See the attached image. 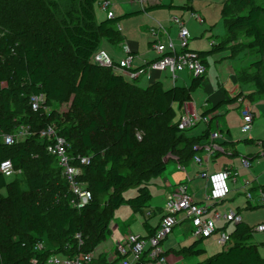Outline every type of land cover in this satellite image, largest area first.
I'll return each mask as SVG.
<instances>
[{
  "label": "trees",
  "instance_id": "1",
  "mask_svg": "<svg viewBox=\"0 0 264 264\" xmlns=\"http://www.w3.org/2000/svg\"><path fill=\"white\" fill-rule=\"evenodd\" d=\"M96 1L0 0V30L4 32L0 49L6 58L0 68V162L10 161L15 171L17 167L38 169L46 166L55 170L64 183L63 196L56 185L50 191L55 199H34L27 206H18L12 215L13 227L8 219L9 211L3 208L0 200V264H45L51 254L70 256L91 252L109 234L108 224L114 210L126 204L133 213L141 214L149 207L152 197L147 183L164 173L165 159L175 157L177 164L186 165L199 153V148L189 149L188 146H200L201 142L209 139L208 124L198 136H188L187 132L193 127L178 130L173 109L174 104L180 108L190 101L191 93L201 86L204 75L192 79L188 87L163 89L159 83L151 84L146 91L147 103L143 110L146 132L141 146L133 143L132 127L127 122L130 103L121 102L117 117L109 121L113 129L112 137L119 143L121 154L106 155L102 145L91 141V136L100 132L92 120L80 130L81 146H78L68 125L60 122L51 112L45 115V110L52 104H63L73 96L81 111L89 115L94 113L99 123H105L107 117L99 92H110L126 84L124 77L113 74L110 68L90 62L102 39L113 44L120 40L117 31L120 18H106L97 23L94 18ZM177 8L193 12L190 4ZM220 14L225 25L224 37L208 51L196 53L204 59L206 66L205 58L223 50L230 41L226 38L242 32L249 40L247 48L258 59L250 63L254 71L251 75L240 73L236 80L239 84L252 83L256 93L264 96V0L261 4L256 0H225ZM12 39L17 42L16 45ZM234 48L230 47V52L234 53ZM58 52L69 55V66L58 65ZM38 95H43L44 101L33 112L29 99ZM239 99L241 95L238 94L229 100L219 101L201 115L213 114ZM10 104L28 107L30 114L21 117L19 124L26 127L29 133L23 143L6 146L2 136L11 135L15 115ZM158 121L166 125L163 137L157 134ZM47 126H54L56 134L67 141L69 156L87 157L82 153H91L89 164L79 166V180L82 182L83 174L88 177L89 188L86 189L91 193V200L78 210L68 206L67 185L55 160L45 152L44 141L39 138V131ZM242 142L250 143L251 140L244 139ZM179 145L183 147L176 149ZM229 145L232 146V143ZM143 173L147 174V178L137 182L134 177ZM7 180L0 175V192L14 202L19 201L22 191L15 181ZM27 185L28 191L33 194L45 192L50 187V183L38 173L27 180ZM258 187L264 190V185ZM129 188H135L137 193L131 198H124L122 192ZM61 196L64 203L57 200ZM253 208L247 202L243 210ZM240 210L236 208L235 212L239 214ZM146 223L143 222L144 227H147ZM228 225L225 223L220 229L225 230ZM153 231V228L150 229L147 236ZM252 231L253 228L242 221L236 223L229 233L228 248L196 264H264L256 246L250 242ZM76 234L81 237L80 246L75 239ZM39 241L45 244L42 252L34 251ZM201 241L197 239L180 248L178 254L183 258L205 254L198 247Z\"/></svg>",
  "mask_w": 264,
  "mask_h": 264
},
{
  "label": "rangeland",
  "instance_id": "2",
  "mask_svg": "<svg viewBox=\"0 0 264 264\" xmlns=\"http://www.w3.org/2000/svg\"><path fill=\"white\" fill-rule=\"evenodd\" d=\"M104 0H97L94 5V12L97 11L99 3ZM111 4V9L115 4L120 6H126L128 0H106ZM156 3L161 4L155 6L148 10L147 12H138L136 14L123 17L119 20L117 24V31L120 34V37L124 40V43L128 45L129 48L134 46L133 51L136 52L139 60L149 61L154 59L155 52L151 46L148 45L149 42L155 40V36L151 33V30L157 31L159 34L162 33V38L159 39L165 47L166 52L169 51V42H171L176 50H179L178 44V27L171 25V18H177L182 22L185 29L189 33L188 39V48L192 50H209L212 45L216 44L220 39L225 35V25L224 21L221 18V7L225 0H154ZM258 4H261V0H256ZM147 3V2H146ZM143 8L145 7V4ZM186 4L193 5L194 8L200 7L199 14L203 23L200 24L196 18L191 17V12L188 10H181L177 7H182ZM169 6L173 7L170 8ZM109 9V10H111ZM121 13L119 16L122 15ZM101 13V12H100ZM96 13L98 16H101L102 13ZM106 13V12H105ZM104 13V14H105ZM112 14V12H110ZM106 15V14H105ZM107 16V15H106ZM95 20H99V17H94ZM106 18V17H105ZM123 26L124 31L121 32V27ZM3 31L0 30V43L3 35ZM228 41L227 46L218 52L207 57V70L205 74V81L203 85L197 88L193 93H191V100L186 102L192 109H197L198 114L201 113V106L206 100H219V99H230L234 98L238 94L241 95L236 103L223 106L219 111L222 113L220 116L214 117L210 123V131L220 128L224 132L227 129L229 131L228 140L232 143V146L229 145V148L226 150V153L219 154L214 162L211 163L208 168L207 174H216L224 170L225 168H232L234 170L235 176L228 180V186L230 189H233L231 180L235 179L239 187H242L245 181H250L252 175L259 176L264 175V156L260 148V143L258 140L264 141V107H261L259 102L264 106V96L258 95L255 91V88L252 83L246 82L245 84H239L236 80V77L240 73H246L251 75L254 71L250 68V63L258 57L254 55V52L247 48V43L249 40L245 38L242 32H237L233 36L226 38ZM13 44H17L15 40L12 39ZM107 40L102 39L100 43L101 49L103 46H106ZM111 49L115 53L114 63H118V60H121L123 55L120 54V46L118 44H109ZM230 47H235L236 51L234 53L230 52ZM5 56L0 49V68H2L3 62L5 61ZM56 61L58 65H70L71 59L69 55L58 52ZM113 74H117L112 71ZM165 73L160 74L164 76ZM158 75H155V78ZM126 80V79H125ZM131 79L126 80V84L123 86L104 93L100 91L99 94L103 98V105L106 113V122L99 123L96 115L87 114L78 107L75 103L73 96H70L67 102L63 104H52L51 108L45 110V115H48L50 112L53 113L60 122H64L65 125L72 130L74 133L75 140L77 141L78 146H81V141L79 139L80 130L86 128L90 121L92 120L99 127L100 132L91 136V141L98 145H102L106 155L110 154H121L119 143L114 140L112 137L113 129L109 123L111 119L117 117L119 107L121 102L129 101L130 103V112L127 113V122L132 127V141L136 146H141L144 142L146 129L143 126V116H145L143 110L145 104L147 103V89L151 84H147L141 80L131 81ZM163 84L164 88H168L163 81H160ZM172 84V83H171ZM175 86L182 87L181 82H177ZM189 86V82L185 87ZM10 107L15 111V115L12 118V133L14 139V144H21L28 137L26 127H23L19 124L21 117L28 116L29 110L28 107L17 106L10 104ZM243 107H249L251 111L254 108V124L252 129L247 133L241 132L240 120H239V109ZM175 111V119L179 120L180 115H183V107H180L177 104L173 105ZM144 114V115H143ZM205 123L199 122L195 127L187 132L188 136H196L200 134L202 130L205 129ZM166 131V125L163 122H157V134L158 137H163ZM253 140L249 144H244L241 140ZM183 146H177L176 149H181ZM189 149H198L199 145L188 146ZM83 156L90 157L91 153L89 151H84ZM250 156H255V158L249 162ZM241 158H245L250 167L248 169L243 168L240 165ZM166 160V159H165ZM164 160V161H165ZM184 168L187 172V177H185L184 172L180 171ZM195 165L191 162V159L186 165H179L170 160L165 166V170L162 176L158 178L151 179L147 184L148 189L151 194V201L149 202L150 208L155 209V212L158 213V208L162 206L163 197L167 192V185L177 184L181 179L188 180L187 187L191 192L195 194L192 196L193 201L202 202L204 199V193L206 190L210 189L211 184L210 180L202 177L196 170ZM41 174L45 178V181L50 183V187L47 191L33 194L28 191L27 180L30 177H33L36 174ZM252 174V175H250ZM147 178V174L135 176L134 179L137 182H142ZM82 184L84 187L89 188L88 177L83 174L81 177ZM165 180V182H164ZM7 181H15L20 191L23 195L19 201L14 202L6 197L4 192H0V200L2 201L1 205L6 211H9L8 219L13 227L12 215L15 214L16 208L18 206H27L34 199L49 200L50 198L55 199L56 197L52 196V189L54 186H59L60 191H62V196L64 195V183L60 180L55 170L49 169L46 166L40 168H29L23 169L17 167L15 174L12 178ZM184 182V181H183ZM137 193L135 188H129L122 192L124 198H131ZM230 193L226 198L227 201L223 202L219 206H216V211L223 213L228 209L235 211V208L243 207L245 201L247 200L243 191H238L235 195ZM58 197L57 200L64 203L63 197ZM233 197V198H232ZM143 210L142 214H135L133 211L126 205L123 204L119 208L113 211L112 217L109 220L108 226L116 225L118 234L123 238L129 234H139L137 236L144 237L145 230L142 227V221L145 218V213L149 210ZM241 220L243 223L247 224L248 227L253 228L251 244L256 246V249L260 257L264 260V232L254 231V227L258 225L264 226V207H255L249 210H241L240 214ZM155 220V216L148 219L151 223ZM187 223V225H186ZM183 229L188 227L189 222H184ZM233 224L230 223L227 227V230L232 228ZM176 227L175 231L169 236V242L167 243V248H173L175 253H178L180 249L181 240L176 238V235L179 231ZM189 228V227H188ZM215 237L217 233L214 234V237L204 238L198 247L205 251V254H201L195 257L183 258L180 255L172 256L178 260V264H196L203 262L206 258L213 256L223 250L228 248L226 246L218 247L214 244ZM38 245H45L44 241H39ZM112 244V239L108 234L106 239L102 241L99 245V249H105L110 247ZM167 250V249H166ZM59 258L62 255H57ZM167 260L169 257H166ZM169 261V260H168Z\"/></svg>",
  "mask_w": 264,
  "mask_h": 264
},
{
  "label": "built area",
  "instance_id": "3",
  "mask_svg": "<svg viewBox=\"0 0 264 264\" xmlns=\"http://www.w3.org/2000/svg\"><path fill=\"white\" fill-rule=\"evenodd\" d=\"M148 0H129L143 8L144 3ZM111 4L108 1L100 3V9L106 12L107 18H113L109 11ZM191 17L196 18L200 24L203 23L202 18L196 13H191ZM171 25L178 27V44L179 50H176L171 42H169V51L166 52L165 45L159 41L162 38V33L151 30L155 36L151 47L157 57L151 62L143 63L140 67L133 66L134 56L127 47H123L124 58L118 63H114L104 52L96 50L90 57V62L94 65L110 68L116 75L124 77V79L136 81L141 77L150 78L153 72L165 73L168 80L174 85L181 72H185L191 79L201 77L206 72V67L203 63V58L195 51L187 49L189 33L184 25L177 18H171ZM44 101L43 95L31 96L29 106L33 112L37 111ZM214 118V114L202 116L196 112H186L178 120L177 129L180 131L194 127L199 122L208 124ZM241 132L247 133L252 128L253 112L249 107L240 109ZM27 133L28 129L26 128ZM39 138L45 143V152L51 156L59 168L60 175L65 181L68 189V206L72 209L84 207L91 200V193L84 187L79 180L81 170L80 165H88L90 159L88 157H72L68 154L69 144L67 141L58 136L54 126H47L41 129L38 133ZM220 139L218 132H214L209 136L208 143L204 146V150L197 156L193 157V161L197 165L207 163L209 159L216 154V141ZM2 142L6 146L14 144L12 135H3ZM206 142V141H205ZM76 162V164H74ZM243 168L248 169L250 164L246 159H241ZM15 170L10 161L4 160L0 162V175L5 179H10L14 176ZM200 175L210 180L211 187L206 190L204 199L201 203L193 201L186 184L181 183L172 187L167 194L163 206L162 217L158 226L153 233L147 237H139L134 234H129L126 239L115 244L116 260L104 264H174L169 262L161 247L162 242L170 235L172 230L184 222H189L191 227V236L197 239L215 237V244L219 247H224L230 242L229 233L221 230L225 223L241 222V216L235 211L228 209L223 213L216 211V206L224 201L231 193L228 186V180L235 176L229 170L224 169L219 173L208 175L207 172H201ZM232 185H236V180H231ZM250 183L245 181L240 187L244 191L247 202L252 207H264V190H258L252 194L249 190ZM256 232H263L264 226L258 225L254 228ZM78 246L82 244L79 234L75 235ZM43 245H35L34 251L42 252ZM51 254L46 259L45 264H98L92 252L79 253L76 255Z\"/></svg>",
  "mask_w": 264,
  "mask_h": 264
},
{
  "label": "crops",
  "instance_id": "4",
  "mask_svg": "<svg viewBox=\"0 0 264 264\" xmlns=\"http://www.w3.org/2000/svg\"><path fill=\"white\" fill-rule=\"evenodd\" d=\"M105 1V0H104ZM128 3L129 4H127L126 6H120V5H118V4H115L114 3V5H113V7H112V9H111V7L109 8V9H111V10H109L110 12H112V17L113 18H123V17H126V16H130V15H133V14H136V13H140L141 11L142 12H147L148 10V8L149 9H151V8H153V7H155V6H159V5H161V4H158V3H156L154 0H148L147 1V3L145 4V7H148V8H141V7H139L138 5H136V4H134V3H130L129 2V0H128ZM95 5V4H94ZM192 6V8H193V13H196L197 15L199 14L198 12H199V10H200V7H197V8H194L193 7V5H191ZM146 9V10H145ZM145 10V11H144ZM121 11H124V12H122V15L121 16H119L120 14H117V13H121ZM102 13V15L101 16H98L96 13ZM191 12V11H190ZM100 13V14H101ZM105 12L104 11H102L101 9H100V3H99V6H98V9H97V11L96 12H94V17L96 16L97 18L99 17V20H95L97 23L98 22H101V21H103V20H105L106 18H107V16L104 14ZM192 13V12H191ZM200 16V15H199ZM106 17V18H105ZM201 17V16H200ZM170 18H172V17H170ZM202 18V17H201ZM203 20V19H202ZM118 24V23H117ZM121 32H123L124 31V28H123V26L121 27ZM119 38H120V40H119V46H120V54H122L123 53V50H122V48L123 47H127L128 49H129V51L131 52V54L134 56V59H133V66L134 67H140V66H142L143 65V63H147V62H151V61H153L154 59H156V57H157V55H156V53H155V56H154V59H152V60H149V61H147V60H145V61H141V60H139V58H138V56L136 55V52H134L133 51V49H134V46H132V48H129L128 47V45H126L125 43H124V40L122 39V37H120V34H119ZM111 42L109 41V40H107V43H106V46H103L101 49H99L100 48V45H99V48L97 49L98 51H102V52H104L112 61H114L113 59H114V56H115V53L113 52V50L111 49V46L109 45ZM117 43V44H118ZM151 43L152 42H149L148 43V45L149 46H151ZM188 45L189 44H187V49L188 50H191V51H195V52H202V51H208V50H199V51H196V50H192V49H189L188 48ZM124 58V54L122 55V57H121V59H123ZM207 57L205 58V61L207 62ZM118 61H120V60H118ZM115 62V61H114ZM206 70H207V64H206ZM160 74H162V73H158V72H153V73H151L150 74V78L149 79H146L145 77H141V78H139L138 80H141V81H143V82H145V83H147V84H151V83H153V81H155V83H159L160 85H161V87L163 88V89H168V88H171L172 86H175V84L177 83V82H181V84L183 85L182 87H185V85L187 84V82H189V84H190V82H191V78L185 73V72H181L180 74H179V79H178V81L174 84V85H172L171 83H170V81L168 80V77H167V75L166 74H164V76H160ZM205 74H206V72H205ZM205 74H204V76H205ZM155 75H158L156 78H155ZM160 81H163L164 83H166L167 85L169 84V86H168V88H164L163 87V84H162V82H160ZM204 81H205V77H204V80H203V82H202V84L201 85H203V83H204ZM190 100H191V97H190ZM222 100H229V99H219V100H216V101H213V100H206L205 102H204V104L201 106V113L200 114H202V112L205 110V109H207V108H209V107H211V106H213L214 104H216L217 102H219V101H222ZM258 105H260L261 107H264V106H262V103L261 102H259V104ZM183 113H186V112H192V111H194V112H196L197 114H198V112H197V109H192V108H190V106L188 105V104H186V102L183 104ZM223 107V106H222ZM221 107V108H222ZM220 108V109H221ZM253 123H252V125L254 124V118H255V114H254V108H253ZM214 114V117H217V116H220L222 113L218 110L217 112H215V113H213ZM180 117H181V115H180ZM239 120H240V126H241V118H240V109H239ZM210 123H211V121L208 123V127H210ZM197 125V124H196ZM195 125V126H196ZM194 126V127H195ZM206 126H207V124L205 125V129H206ZM204 129V130H205ZM252 129V128H251ZM204 130H202L201 132H200V134L204 131ZM209 132H210V135L211 134H213L214 132H218L219 133V135H220V139L219 140H217L216 141V144H217V150H216V154L214 155V157L213 158H211V159H209V161L207 162V163H205V162H203L202 163V165H197V164H195L194 163V161L191 159V162L195 165V167H196V171L200 174L201 172H208V168L210 167V165H211V163L212 162H214V160H215V158L219 155V154H224V153H226V150L229 148V143H231L229 140H228V138H227V136H229V131L226 129L225 130V132H224V138H223V134H221L223 131H221L220 130V128H218L217 127V129H214V130H212V131H210V128H209ZM200 134H198V135H200ZM198 135H196V136H198ZM209 140V139H208ZM208 140H206V142L205 141H203V142H201L200 143V147H199V153H197L196 155L198 156L199 154H200V152L202 151V150H204V146H206V144L208 143ZM248 140H251V139H248ZM253 140H251V142H252ZM238 142H242V140L241 141H237V143ZM250 142V143H251ZM258 142L260 143L259 145H260V148H261V151H262V155L261 156H264V141H262V140H258ZM243 143V142H242ZM226 144V145H225ZM228 144V145H227ZM244 144H249V143H244ZM254 159L255 158V156H250V159H249V162H251L252 160L251 159ZM241 159H245V158H241ZM170 160H172L173 162H175L176 164H177V162H176V159H175V157H169V158H167L166 160H165V163L166 164H168V162L170 161ZM241 161V160H240ZM240 165H241V162H240ZM242 166V165H241ZM225 169H227V170H229L231 173H233V174H235L234 173V170L232 169V168H225ZM180 171H183L184 172V175H185V177H187V172H186V170L184 169V168H182ZM163 175V174H162ZM161 175V176H162ZM250 175H252V174H250ZM184 181V182H183ZM185 181H188L187 179L186 180H184V179H181V181L179 180V182L177 183V184H181V183H184V184H186L187 185V182H185ZM164 182H165V180H164ZM249 183H250V187H249V190L251 191V193L252 194H255L258 190H261V188L260 187H258V185H264V175H259V176H253L252 175V177H251V179H250V181H249ZM177 184H173V185H167L166 187L168 188V190H167V192L165 193V196L163 197V203H164V200H165V198H166V196H167V194L170 192V190L172 189V187L173 186H175V185H177ZM190 191V190H189ZM238 191H243V190H240V187L238 188V185H237V183H236V185H233V189H231V193H233V192H235L234 194L236 195L237 194V192ZM244 192V191H243ZM190 193L192 194V196L195 194L194 192H191L190 191ZM205 194V193H204ZM244 194V193H243ZM233 198V197H232ZM152 199V198H151ZM228 199L226 198L224 201H222L220 204H222L223 202H225V201H227ZM163 203H162V206H163ZM197 203H201V202H197ZM220 204H218L217 206H219ZM247 205V200L245 201V204H244V206L241 208V207H236V208H240L241 210H243L244 209V207ZM162 206L160 207V208H158V209H156V210H158V213H156L155 212V209H152V208H156V207H152L151 209H149L150 208V204H149V207L147 208V209H149L146 213H145V218H144V220L142 221V227L144 228V230H145V236L144 237H146L147 235H148V233H149V230L150 229H155L157 226H158V223H159V221H160V219H161V217H162ZM252 207V206H251ZM236 208H235V211H236ZM240 210V211H241ZM240 211L238 212L239 214H240ZM143 213V212H142ZM141 213V214H142ZM153 216H155V220L151 223V221H148V219L149 218H151V217H153ZM242 219V218H241ZM144 221H146L147 223V227H144V225H143V222ZM242 221V220H241ZM186 225H187V223H186ZM184 226V224H182V225H179V226H176V227H178L177 229L178 230H181V231H179V233L176 235V238L177 239H179V240H181V243L179 244L180 245V248H182V247H186V246H188V245H190L193 241H195V239L191 236V232H190V230H191V227H190V224H188V227L187 228H185V229H183L182 227ZM175 227V228H176ZM228 227V226H227ZM227 227H226V229L224 230V231H226L227 233H230L231 231H232V229H233V227H234V225L232 226V228L230 229V230H227ZM256 227V226H255ZM254 227V228H255ZM173 229L172 230V232L170 233V235L176 230V229ZM264 232V231H263ZM260 233V232H259ZM109 235H110V237H111V239H112V244H111V246L110 247H106L105 249H99L98 248V246L95 248V249H93L91 252L94 254V256H95V258L97 259V262H101L102 264H104V263H107V262H112V261H115L116 260V256H115V251H114V248H115V244L117 243V242H121V241H123L124 239H126L125 237H121L119 234H118V232H117V226L116 225H111V226H109ZM135 235V234H134ZM137 235H139V234H137ZM169 235V236H170ZM169 236L162 242V244H161V247H162V249H163V254H164V256H165V258L168 256L169 257V262H171V263H174V264H178V260H176V258L175 257H172V256H176V255H179L178 253H175V251H174V249L173 248H167V247H169V246H167V243L169 242ZM127 237V236H126ZM214 244H215V242H214ZM217 246V245H216ZM219 247V246H218ZM167 249V250H166ZM167 259V258H166Z\"/></svg>",
  "mask_w": 264,
  "mask_h": 264
}]
</instances>
